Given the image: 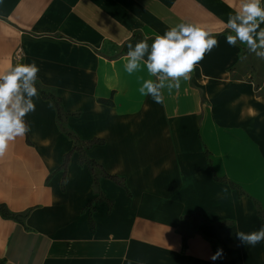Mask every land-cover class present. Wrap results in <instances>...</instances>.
I'll use <instances>...</instances> for the list:
<instances>
[{"label": "crops", "instance_id": "obj_1", "mask_svg": "<svg viewBox=\"0 0 264 264\" xmlns=\"http://www.w3.org/2000/svg\"><path fill=\"white\" fill-rule=\"evenodd\" d=\"M237 5L0 2V72L35 61L60 108L39 92L0 158V207L17 216L0 214V264H264V241L237 238L264 226V70L226 43ZM181 22L219 46L157 104L138 92L146 70L124 71L127 45Z\"/></svg>", "mask_w": 264, "mask_h": 264}, {"label": "clouds", "instance_id": "obj_2", "mask_svg": "<svg viewBox=\"0 0 264 264\" xmlns=\"http://www.w3.org/2000/svg\"><path fill=\"white\" fill-rule=\"evenodd\" d=\"M2 2V0H0ZM225 39L230 47L242 46L240 59L254 55L264 61V0H238V5L223 22ZM219 46L216 35L199 24L181 22L169 27L163 35H157L149 45L147 39L128 43L123 65L128 75L145 71L138 92L150 96L157 104H164L165 92L171 95L181 88L182 81L191 79L197 65L206 53ZM40 69L35 61L16 63L7 71L0 72V158L10 144L31 131L26 116L36 110L39 99L37 88ZM49 108L54 104L49 101ZM237 238L246 246H256L264 241V226L257 231L237 232ZM218 251L210 259L220 257Z\"/></svg>", "mask_w": 264, "mask_h": 264}, {"label": "trees", "instance_id": "obj_3", "mask_svg": "<svg viewBox=\"0 0 264 264\" xmlns=\"http://www.w3.org/2000/svg\"><path fill=\"white\" fill-rule=\"evenodd\" d=\"M38 90H39L40 94H41L43 97H45V98L48 97V98L52 101V103L54 104V106H55V108H56V110H57V113L59 114V112H60V108H59V105H58V100L55 99L53 96H48V95H46V94H45L42 90H40L39 88H38ZM68 135H69V134H68ZM81 161H82L83 163H85V164L88 166L89 170H90L92 173H94V167H95L94 163H92L91 161H87V160L84 159V158H82ZM111 179L114 180L113 177H111ZM258 213H259V215H260V219H262V214L260 213V211H258ZM0 214H1L2 216L6 217V218H14V219L17 218V216H13V215L9 214L8 211H7L4 207H0Z\"/></svg>", "mask_w": 264, "mask_h": 264}, {"label": "rangeland", "instance_id": "obj_4", "mask_svg": "<svg viewBox=\"0 0 264 264\" xmlns=\"http://www.w3.org/2000/svg\"><path fill=\"white\" fill-rule=\"evenodd\" d=\"M254 64L258 65L259 69H263L264 70V61H261L259 59H257L256 57H254L253 60ZM254 71H256V69H258L256 66L252 68ZM260 76H263L264 73L259 74Z\"/></svg>", "mask_w": 264, "mask_h": 264}]
</instances>
